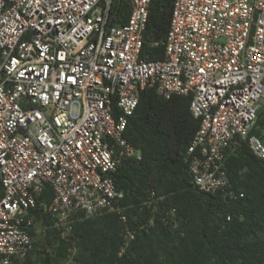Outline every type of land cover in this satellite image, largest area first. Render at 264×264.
<instances>
[{
  "label": "built area",
  "instance_id": "built-area-1",
  "mask_svg": "<svg viewBox=\"0 0 264 264\" xmlns=\"http://www.w3.org/2000/svg\"><path fill=\"white\" fill-rule=\"evenodd\" d=\"M150 1L110 26L112 0H0V264L32 249L45 185L62 232L116 208L111 173L140 157L123 135L142 90L191 96L184 161L199 192L227 186L228 151L264 160V0H173L163 57L146 60Z\"/></svg>",
  "mask_w": 264,
  "mask_h": 264
},
{
  "label": "trees",
  "instance_id": "trees-1",
  "mask_svg": "<svg viewBox=\"0 0 264 264\" xmlns=\"http://www.w3.org/2000/svg\"><path fill=\"white\" fill-rule=\"evenodd\" d=\"M129 3L112 0L110 26L126 22ZM172 3L150 1L141 58L163 57ZM190 100V95L164 99L152 89L140 91L123 135L140 157L122 159L111 173L122 193L116 208L73 218L62 232L44 209L54 197L45 185L36 196L43 207L29 211L32 249L13 264H264V160L245 146L228 151L227 186L199 192L184 161L199 126ZM263 121L264 106L256 125ZM126 230L133 239H125Z\"/></svg>",
  "mask_w": 264,
  "mask_h": 264
},
{
  "label": "rangeland",
  "instance_id": "rangeland-1",
  "mask_svg": "<svg viewBox=\"0 0 264 264\" xmlns=\"http://www.w3.org/2000/svg\"><path fill=\"white\" fill-rule=\"evenodd\" d=\"M38 227V226H37ZM38 229V228H37ZM38 232H40V229H38Z\"/></svg>",
  "mask_w": 264,
  "mask_h": 264
}]
</instances>
